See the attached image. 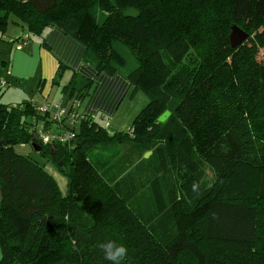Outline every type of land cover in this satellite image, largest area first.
Returning a JSON list of instances; mask_svg holds the SVG:
<instances>
[{"label":"trees","instance_id":"obj_1","mask_svg":"<svg viewBox=\"0 0 264 264\" xmlns=\"http://www.w3.org/2000/svg\"><path fill=\"white\" fill-rule=\"evenodd\" d=\"M11 16L28 30L12 43L59 27L85 44V62L149 100L126 130L82 119L70 144L40 138L36 124L54 122L44 104L0 99V264H111L106 240L127 246L122 264H264V0H0V30ZM234 25L249 34L235 47ZM67 69L53 80L65 103L80 102L94 80L74 72L61 85ZM105 140L155 147L176 174L153 181L162 210L150 225L88 156ZM20 144L67 173L66 194Z\"/></svg>","mask_w":264,"mask_h":264},{"label":"rangeland","instance_id":"obj_2","mask_svg":"<svg viewBox=\"0 0 264 264\" xmlns=\"http://www.w3.org/2000/svg\"><path fill=\"white\" fill-rule=\"evenodd\" d=\"M16 17L11 16L6 28L0 30V78L4 75L9 74L7 68L11 69V62L13 60V55L16 52V44L18 42L12 43L10 40L23 34L27 33V28L21 23H16ZM5 32V33H3ZM38 36L31 35V39H36ZM30 39V40H31ZM24 51L29 52V45L25 46ZM9 61V65L3 64V60ZM34 70L32 68H25L22 73L26 74L25 80L21 82V79L9 80L11 83L5 88L0 99L4 103H22L25 101H38L43 102L42 96L46 95L45 87L53 86V91L50 94V102L55 104L59 98L62 96L60 86L56 85L54 80L45 82L41 80L39 74L34 75ZM103 73V72H102ZM105 73V72H104ZM54 79V78H53ZM63 77L61 78V80ZM60 80V82H61ZM99 81L94 78L92 89H90V94H92ZM63 85V83H61ZM87 95L84 99L80 100L79 110L83 111V108L88 104L91 95ZM55 97V98H54ZM149 100L148 95L139 90L136 93L134 89L131 88L122 94L114 103V109L117 111L114 114H109L107 118L111 122V127L108 129L110 133L114 131L126 130L133 122L136 115L141 111V109L147 104ZM73 101H67V106L71 108ZM94 115L99 119L102 116ZM106 116L105 114L103 117ZM96 120V118H95ZM104 125L105 121L99 122ZM15 149L17 152L25 155H31L37 157L41 163L44 165L45 169L54 176L57 180L62 194H66L68 191V176L65 171H62L55 165L52 161H49L46 157L37 154L31 145H16ZM146 148L138 147L132 144V141L126 142H113L102 141L101 143L95 145L88 151V156L93 159L95 165L100 172L105 176L107 175L111 181L116 182L120 186V193L125 196V203L129 208L135 213V215L140 219V221L151 224L154 220L158 218L162 207L159 208L158 201L155 197L154 186L152 183L155 179H158L162 183L165 181H171L172 184H178L176 182V174H171V171L160 170L157 151L155 147H151L149 150ZM148 153V155H146ZM204 175L201 179L202 185L209 187L215 180L214 170L206 163L203 165ZM166 177V179L164 178ZM249 189L252 190L255 184L247 182ZM257 183V181H255ZM179 186V185H178ZM177 186V188H179ZM122 196V197H123ZM68 216H66L67 218Z\"/></svg>","mask_w":264,"mask_h":264},{"label":"crops","instance_id":"obj_3","mask_svg":"<svg viewBox=\"0 0 264 264\" xmlns=\"http://www.w3.org/2000/svg\"><path fill=\"white\" fill-rule=\"evenodd\" d=\"M23 35L25 36L26 34ZM17 44L16 52L13 55L14 57L10 65L11 69H9L10 67L7 68L9 74L6 75V77L4 75L2 76V78L8 81L18 78L21 79V82L24 81L26 74L22 73V70L25 68H32L35 71L34 75L39 74L41 80L44 81L42 85L43 88L45 82L47 83L51 81V79L53 81L61 64L68 66L61 80L63 85L70 81L74 72L93 80L96 78L99 81L97 88L91 94L90 100L83 108V111L78 108L80 113L96 114L102 116V119L109 118V114H113V117H116L114 115L117 113L115 110L116 108L114 109L115 101L132 88L130 81L121 72L114 74L102 73L91 63L85 62L83 60L86 48L85 44L59 27L55 26L49 28L44 37L38 36L36 39H28L22 43V47L20 48ZM26 45H29V52L22 50ZM44 88L46 91L48 90V92L46 95L42 96V103L34 101L33 99L31 100L44 105L48 104V102H50V94L53 91V86H44ZM59 100H63V96H61ZM104 114L106 116L103 117ZM96 119L99 118L96 117ZM1 259L2 251L0 249V261Z\"/></svg>","mask_w":264,"mask_h":264},{"label":"built area","instance_id":"obj_4","mask_svg":"<svg viewBox=\"0 0 264 264\" xmlns=\"http://www.w3.org/2000/svg\"><path fill=\"white\" fill-rule=\"evenodd\" d=\"M24 37H26V35ZM17 46L19 48L22 47V42H19ZM6 84V80L0 78V88ZM79 106V101H73L70 108L63 100H58L55 104H46L39 107L40 110L49 112L50 118L54 121L51 127H46L42 120L39 124H36V129L42 141L44 143L67 141L71 144L76 136V130L82 119L90 117L95 120L96 118L94 115L80 113L78 110ZM103 120L105 121L104 126L110 128V121L108 119H101V122Z\"/></svg>","mask_w":264,"mask_h":264},{"label":"clouds","instance_id":"obj_5","mask_svg":"<svg viewBox=\"0 0 264 264\" xmlns=\"http://www.w3.org/2000/svg\"><path fill=\"white\" fill-rule=\"evenodd\" d=\"M196 187L197 185H194L193 189L195 190ZM99 247L103 251L104 259L110 261L111 264H122L128 256L127 246L115 240H106Z\"/></svg>","mask_w":264,"mask_h":264},{"label":"water","instance_id":"obj_6","mask_svg":"<svg viewBox=\"0 0 264 264\" xmlns=\"http://www.w3.org/2000/svg\"><path fill=\"white\" fill-rule=\"evenodd\" d=\"M248 36H249V34L245 30H243L242 28H240L237 25H234L232 28L231 35H230L232 46L235 47V46L243 43L245 40H247ZM170 114H171V111L166 110L158 117V120L160 122H164L167 120V118L170 116ZM35 139H36L35 144H37V141H39L40 138L38 135H36ZM52 147H55V144H53ZM146 155H148V153Z\"/></svg>","mask_w":264,"mask_h":264}]
</instances>
